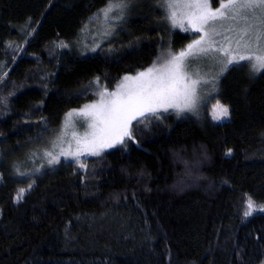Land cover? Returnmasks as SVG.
<instances>
[{"label": "trees", "instance_id": "1", "mask_svg": "<svg viewBox=\"0 0 264 264\" xmlns=\"http://www.w3.org/2000/svg\"><path fill=\"white\" fill-rule=\"evenodd\" d=\"M157 1L82 55L73 42L110 0H0V264H264V212L244 216L249 197L264 206V71L228 70V120L149 116L122 144L35 180L5 158L94 99L92 79L114 88L195 38Z\"/></svg>", "mask_w": 264, "mask_h": 264}, {"label": "rangeland", "instance_id": "2", "mask_svg": "<svg viewBox=\"0 0 264 264\" xmlns=\"http://www.w3.org/2000/svg\"><path fill=\"white\" fill-rule=\"evenodd\" d=\"M139 2L140 0H122L124 6L122 8L114 7L113 11L110 12L106 18L101 10L105 9L110 3L109 2L89 20L88 24L82 31V35L73 42L74 49L83 55V53L95 54L104 47L110 46L113 41L117 40V38L119 39L123 31L126 30L127 24L134 16ZM177 2L183 3V0H177ZM111 3L116 5L121 3V0H111ZM157 3L163 11L164 21L168 23L172 30H180L182 32L195 34V38L193 40L200 39V37L204 35V32L198 33L192 30V26L188 23L187 18L182 15V13L187 10L182 8L174 9L177 12V19H182L184 25L183 27H180L179 25L174 26L172 21L169 19V0H159ZM210 3L213 10L218 8L220 5L215 6L212 0H210ZM240 3H243V0H237V4L239 5ZM213 25L215 27V32L218 33V35L211 34ZM205 31L209 32L211 39L216 42L213 45L214 48L220 47L221 45L227 48L229 47L230 40V47L238 54H258L261 49H264V6L247 9L236 7L233 8L232 11L225 10V17L218 18L215 21L210 22L205 26ZM226 37L228 38L227 40L225 39ZM193 40L189 44H192ZM237 41L240 42L239 48H237ZM189 44L182 49L177 50L173 49L170 43H168V45H164L158 58L148 68L153 67L154 65L157 68H160L171 58V54H179L181 51L186 50ZM203 46L207 47V44ZM227 58L228 57L218 51H209L207 54L188 57L185 61L187 67L184 69L188 75L186 76L184 83L192 87V81H199L194 85L197 97L195 106L184 111L169 108L168 111L165 112L161 109L157 115L164 116L167 114H173L178 118H191L198 121L206 119L212 121L228 120L230 113L227 117H222L219 120L213 119L214 114H218V110L215 109L217 103L227 107L219 99L222 79L228 70L233 66L245 64L251 71L252 68L250 61L243 60L238 63L234 62L233 64L228 65V70L223 71V66ZM148 68L140 70L134 74H127L125 76L135 77L138 73L144 72ZM263 71L264 70H261L260 72ZM124 77L121 78L114 88L109 89L103 86L100 77L92 79V81L85 86L83 92L93 94L95 98L86 101L79 108L68 111L64 116L62 126L52 133L47 134L36 141L29 142L28 145L24 147L21 146L16 151L8 153L5 157L8 164H11L12 169H14L15 172L17 171L21 174L19 177L27 180H35L42 177L49 169H53L51 167L56 165V163L61 160L79 161L84 158L94 156L90 154L83 143L80 145L82 151L79 156L61 153H67L69 151L74 152L77 148L76 141L78 139L82 141L85 134L92 131L89 127V124L92 123V118L81 116L79 114L80 110L83 109L85 105L97 103L100 99L99 93L104 92L105 90L107 92L116 91L118 86L125 82ZM69 113L72 115L69 116ZM146 118H141L139 122L144 121ZM139 122L133 121V125ZM126 138L127 137H125L124 140ZM116 145L118 144H115L113 147ZM107 149L110 148L105 147L102 151ZM48 152H51L52 155L56 156L57 162L49 163V160L52 157L46 155Z\"/></svg>", "mask_w": 264, "mask_h": 264}, {"label": "snow or ice", "instance_id": "3", "mask_svg": "<svg viewBox=\"0 0 264 264\" xmlns=\"http://www.w3.org/2000/svg\"><path fill=\"white\" fill-rule=\"evenodd\" d=\"M123 6L122 0L121 3L116 5L112 4L110 0L108 6L101 11L107 18L114 7L122 8ZM260 6H264V0H243V3L239 5L237 0H226V2L220 0V5L215 10L212 9L210 0H183V3H178L177 0H169V19L174 26H184L183 20L177 19V12L174 10L182 8L187 10L182 15L187 18L192 30L198 33L204 32V35L200 39L193 40V43L189 44L186 50L181 51L179 54H171V58L160 68L154 65L146 71L138 73L135 77L125 76V82L120 84L116 91L107 92L105 90L99 93L100 99L97 103L85 105L79 112L83 117L92 118V123L89 124L92 131L86 133L82 141L79 139L76 141L77 148L74 152H62L61 154L79 156L82 151L80 145L83 143L90 154L100 155L105 147L111 148L115 144H122L125 137L129 139L132 137L133 121L139 122L141 118L147 116L158 118L157 113L161 109L165 112L169 108L184 111L194 107L197 100L194 85L199 81H192V87L184 83L188 75L184 71L187 67L185 61L190 56L218 51L228 57L224 63L223 71L228 70V65L243 60L251 62L253 73L264 70V49H261L258 54H238L230 47V40L229 47L226 48L221 45L214 48L213 45L216 42L211 39L209 32L205 31V26L210 22L225 17V10L232 11L236 7L247 9ZM211 34L218 35L215 32L214 25ZM236 43L237 48H239L240 42L237 41ZM205 44H207V47L203 46ZM215 109L218 110V114H214L213 119L219 120L229 115L228 108L219 103H217ZM71 115L69 113V116ZM46 155L52 157L49 163L57 162L56 156L52 155L51 152L46 153ZM24 192L25 189H20L17 199H22ZM253 211L264 212V206H254L251 197H249L244 216L252 215Z\"/></svg>", "mask_w": 264, "mask_h": 264}]
</instances>
